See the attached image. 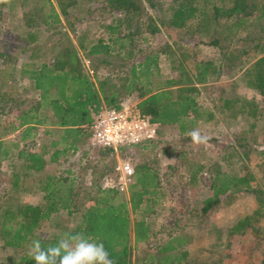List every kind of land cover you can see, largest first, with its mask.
Returning <instances> with one entry per match:
<instances>
[{
	"label": "rangeland",
	"instance_id": "obj_1",
	"mask_svg": "<svg viewBox=\"0 0 264 264\" xmlns=\"http://www.w3.org/2000/svg\"><path fill=\"white\" fill-rule=\"evenodd\" d=\"M139 1L145 7L144 13L129 16V22L124 23L120 30L121 34L137 33L133 38V56L124 60L121 55H102L91 58L93 61L86 58V50L97 40L107 39L104 28L113 21L122 19L124 15L121 11L107 9L103 0L0 2V54L8 56L0 57V94H3L4 99L0 100L1 139L17 142L19 150L24 148L35 152V139L27 138L21 141L22 130L10 133L12 126L7 124L14 123L19 113L35 105L38 98L32 80L35 70L41 64L51 66L56 54L65 46L76 50L87 73L94 71V74L89 73V76L94 77L92 81L97 88L99 83L107 80L108 84L103 88L105 93L119 91L120 104L128 103L135 107L139 101L136 93L126 95L122 86L126 83L129 67L132 62L137 61L138 54L164 51L163 54H158L160 72L153 80L152 88L161 85L172 75H179L180 68L194 74V67L200 62H213L220 66V75L211 78L206 85L196 86L197 102L206 112L215 115L211 121L202 122L196 127L210 138L209 142L197 146L192 141L184 140L186 136L180 137L177 129L164 127L162 134L158 136L157 133L155 142L146 145L138 157L134 159L131 154L132 164H146L157 172L158 182L164 194L157 202V207L161 210L154 209L150 217L158 241L149 242V248L157 246L159 240L168 239L169 232L181 229L192 239V243L186 247L189 250L188 264H259L264 251V216L253 219L251 228L246 230L244 235L230 234V230L239 220L252 216L260 206L254 194L238 191L232 194L229 203V200H224L207 213L201 212V209L203 201L212 196V179L216 172L233 178L251 177L250 185L253 189L262 191L264 199V110L261 109L262 113L260 112L256 119L247 116L248 106L240 112L242 100L253 101L259 107L261 105V98L257 93L246 87L243 74L246 66L254 62L260 51L264 50V19L255 20L260 13L254 10L246 23L237 28L232 25L234 18L226 20L221 17L214 23L210 20L212 6L224 5L227 8L231 0H196L194 5L198 6L202 16L189 21L183 29L176 30L169 26L176 5L172 0H154V3L158 4L156 9H150L147 0ZM252 3L264 6V0H252ZM61 6H64L66 11L65 16L60 13ZM52 8L60 13L61 22L58 25L51 24L52 19H47ZM204 13L208 14V17H203ZM149 18L155 19L156 24L163 20L164 26L172 30L174 36H170L162 26L160 34L147 35ZM59 31L66 33V36L58 34ZM247 34L251 36L247 37ZM213 37L220 40L225 55L217 48L207 45ZM251 48L254 50L247 57L241 54ZM10 60L14 63H9ZM223 100L239 102L233 101L225 109ZM17 123L16 121L14 125ZM52 132L53 135L43 141L48 148L51 141L59 138L57 132ZM92 154L95 152L89 153L81 168L86 163L85 167L90 168L93 176L92 168L96 166L93 178L97 179L101 165L107 164L110 167L111 164L110 161L95 158ZM69 156L73 158L72 154ZM78 158L79 156L74 158L76 162ZM63 165V162L50 164L48 171L61 176L59 171L63 173ZM2 166L0 200L3 201V206H7L12 197L15 199L14 196L23 204H35V182L39 178L28 173L21 185L30 192L20 191L14 195L10 175L13 171L21 173L22 163L16 157H9ZM199 167L203 169L194 178L193 173ZM108 180H114L113 173H109ZM89 182L90 180L83 179L79 192L81 204L85 203L89 196ZM124 198L128 197L124 195ZM262 208L264 210V200ZM56 222L70 229L74 228L79 220L75 216L67 218L60 215ZM54 228L55 225L51 227L48 224L44 230L53 232ZM141 250L136 251L134 259L140 258ZM5 256H8V252L0 250V264H3Z\"/></svg>",
	"mask_w": 264,
	"mask_h": 264
},
{
	"label": "trees",
	"instance_id": "obj_2",
	"mask_svg": "<svg viewBox=\"0 0 264 264\" xmlns=\"http://www.w3.org/2000/svg\"><path fill=\"white\" fill-rule=\"evenodd\" d=\"M172 1L176 4L169 20V26L172 29L181 30L189 21L202 16V13L198 11V6L194 5L196 0ZM146 2L150 9L158 7L154 0ZM104 4L107 9L121 11L124 16L105 26L106 40L99 39L94 44L90 42L91 45L87 50L85 47L82 49L86 50L85 55L89 60L102 55H121L122 59L127 60L133 56V38L137 33L121 34V27L129 22V16L143 14L145 7L139 0H103ZM225 7L224 5L220 7L213 5L210 20L217 23L221 17L226 20L234 18L235 22L232 25L237 28L246 23L254 10L260 13L255 20L264 19V6L252 3V0H231L229 6ZM59 10L61 15H66L64 6L59 7ZM59 14L52 8L47 19H52L51 24L58 25L61 22ZM203 15L205 18L208 17V14ZM161 26L168 31L170 36H174L173 31L164 26L163 20H159L156 24L153 18L148 19L147 35L160 34ZM58 34L66 36V33L61 31ZM250 36L251 34H247V37ZM207 45L217 48L222 55H225L224 46L218 38L213 37ZM253 50V48L244 50L241 54L247 57ZM163 53L164 51L138 54L137 61L132 62L129 67L128 77L122 86V91L126 95L136 93L139 100L136 105L137 111L148 118L151 123L159 125L158 136L162 134L164 127H170L177 129L180 137L186 136L184 140L191 141L187 133L196 129L202 122L211 121L215 116L212 112H206L204 107L197 102L196 86L206 85L211 78L219 76L220 66L210 61L200 62L194 67V74L180 68L179 75H172L161 85L152 88L153 80L159 76L160 72L158 54ZM0 57L8 56L0 54ZM11 61L9 63H14ZM172 71L174 72V69ZM89 73L93 75L94 71L86 72L73 47L61 48L51 66L41 64L33 74L34 89L38 93L35 105L17 115L16 126L15 122L7 124V126H12L10 133L22 130L21 141L27 138L35 139V152H29L24 148L19 150L17 142L1 139L0 136V175L3 172L2 164L9 157H16L22 163L21 173L13 171L10 175L11 190L14 195L20 191L30 192L21 185L28 173L39 178L35 182V193L40 191L44 194L43 203L38 205L23 204L18 197L14 196L15 199L12 197L4 207L3 201L0 200V250L8 252V256L3 259V264H35V261L28 256L31 242L39 239L42 246L46 247L49 244H55L67 232H83L102 241L116 264H186L189 256V250L186 247L192 243V239L181 229L169 232L168 239L159 240L157 246L149 248L151 240L158 241L150 217L154 209L161 210L157 207V202L164 196L155 170L146 164L133 163L134 174L127 187L128 198L126 200L119 194L115 179L108 180L109 173L114 174L116 166V155L113 150L91 145L82 146L84 147L82 155L86 156L95 152L92 154L95 158L110 161L111 166L101 165L100 175L97 179L93 178L86 202L78 206L74 204L80 194L79 189H74L80 183L76 174L67 171L60 174L61 176H56L48 171L50 164L59 162L58 160L70 151L75 152L78 145H85L90 140L89 124L93 114L102 108L118 109L120 106V92L105 93L103 88L108 81L103 80L97 88L92 81L94 77H90ZM244 77L246 87L255 91L261 98V105L259 107L253 101L242 100L240 112L248 106L247 116L256 119L261 109L264 110V50L260 51L259 57L254 62L246 66ZM0 100L4 101L3 94H0ZM233 101L239 102L238 100H223L224 108L227 109ZM48 127L53 130H49ZM39 130L42 136L38 137ZM52 131L57 132L59 138L51 141L48 148L43 141L46 137L53 135ZM153 142L155 140L134 146L132 158L138 157L139 152ZM128 154L124 150L121 157L126 158ZM45 156H49V161L45 160ZM85 166L83 170L90 169ZM93 168L94 176L96 166ZM202 169L199 167L193 173V177L195 178ZM251 179L249 176L233 178L216 172L212 179V196L203 201L201 212L207 213L224 200H229L227 201L229 203L235 192L245 191L254 194L260 206L252 216L239 220L230 230V234L244 235L246 230L251 228L253 219L257 220L264 216L263 192L252 188ZM60 215H65L67 218L76 215L79 222L75 228L69 229L56 222ZM48 224L51 227L55 225L53 232H45L44 229ZM138 249H142L141 256L134 259ZM261 255L259 264H264V251Z\"/></svg>",
	"mask_w": 264,
	"mask_h": 264
},
{
	"label": "built area",
	"instance_id": "obj_3",
	"mask_svg": "<svg viewBox=\"0 0 264 264\" xmlns=\"http://www.w3.org/2000/svg\"><path fill=\"white\" fill-rule=\"evenodd\" d=\"M89 128L92 147L112 149L115 153V186L120 192L126 191L134 174L132 148L154 140L159 125L142 116L135 106L123 103L118 109L102 108L93 114ZM124 150L129 153L126 158L121 157Z\"/></svg>",
	"mask_w": 264,
	"mask_h": 264
},
{
	"label": "clouds",
	"instance_id": "obj_4",
	"mask_svg": "<svg viewBox=\"0 0 264 264\" xmlns=\"http://www.w3.org/2000/svg\"><path fill=\"white\" fill-rule=\"evenodd\" d=\"M187 135L197 146L207 144L210 139L199 128ZM28 256L35 264H116L102 241L83 232H67L55 244L46 247L42 246L39 239L33 240Z\"/></svg>",
	"mask_w": 264,
	"mask_h": 264
},
{
	"label": "crops",
	"instance_id": "obj_5",
	"mask_svg": "<svg viewBox=\"0 0 264 264\" xmlns=\"http://www.w3.org/2000/svg\"><path fill=\"white\" fill-rule=\"evenodd\" d=\"M38 137L39 136H42V132H41V130H39V132H38ZM90 144V142L88 141L87 143H85V145H78L77 146V150L75 151V152H73V151H70L69 153H67L65 156H63L61 159L63 160V161H60L61 159H59L58 161L59 162H63V168H62V170H61V172H67V171H69V172H71L72 174H76V175H78L77 176V178H78V181H80V183L79 184H77L75 187H74V189L75 190H77V189H79L80 190V188L82 187V182H83V179L85 178V180H90V182L87 184V185H90V187H91V185H92V183H93V177L94 176H92L91 175V170H87V171H85V170H83V168H81L82 166V164H83V162H86V158H88V155H86V156H84V155H82V150L84 149V147L85 146H88ZM82 146H84V147H82ZM81 155H80V154ZM69 154H72V156H73V158H71V156H69ZM79 156V158H78V160H77V162L75 161V159L74 158H76V157H78ZM86 157V158H85ZM90 158V157H89ZM45 160H47V161H49V156H45ZM67 167V168H65L64 169V167ZM79 171L81 172V173H79ZM82 172H84V173H82ZM63 173H60V171H59V174H63ZM103 188V187H102ZM121 196H123L124 197V195H126V198L128 197V194H127V189H126V191H124V192H120L119 193ZM43 193H40V191H37L36 193H35V205H38V204H42L43 203V201H42V197H43ZM127 200V199H126ZM74 204H76L77 206L78 205H81V202H80V195L75 199V202H74ZM76 216V215H75ZM76 227V226H75ZM74 227V228H75ZM70 229H73V228H70ZM152 241V240H151Z\"/></svg>",
	"mask_w": 264,
	"mask_h": 264
}]
</instances>
